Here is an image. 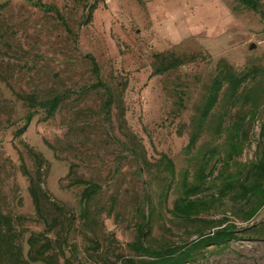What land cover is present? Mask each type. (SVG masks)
Here are the masks:
<instances>
[{
    "label": "rangeland",
    "instance_id": "374dc122",
    "mask_svg": "<svg viewBox=\"0 0 264 264\" xmlns=\"http://www.w3.org/2000/svg\"><path fill=\"white\" fill-rule=\"evenodd\" d=\"M42 1L60 8L77 42L56 15L27 0H0L7 4L1 21L10 36L8 45L0 44V211L15 219L25 250L29 237L43 232L45 224L29 193L24 170L33 172L35 166L22 141L49 162L44 187L51 202L63 208L62 224L48 234L56 241L53 255L59 256L58 264L65 263L62 250L75 261L97 264L99 252L91 248L96 242L103 253L133 255L129 244L143 215L150 217L149 239L155 246L185 244L197 239L199 230L213 233L227 222L236 224L238 237L229 245L207 247L188 264H264V236L254 233L264 228V202L237 198L239 186L224 196L220 192L232 178L246 182L247 172L261 159V14L236 0H100L93 21L83 25L85 10L79 0ZM261 3L264 10V0ZM160 52L186 62L154 75ZM88 54L96 57L116 95L110 111L104 105V89L82 92L96 81ZM221 60L239 73L255 69L256 75L237 100L222 95L196 147L190 149ZM33 92L40 99L65 92L66 99L52 119L43 121L38 114L17 138L29 110L17 94ZM225 113L224 129L218 132ZM238 114L246 115L239 132L243 148L229 161L228 128ZM212 148L220 154L211 163L210 189L198 196L206 206L197 221L188 222L171 210L183 193L184 174L189 171L193 179L203 154ZM162 154L175 163L174 179L161 163ZM76 177L102 186L88 211L83 187L73 183ZM258 203L260 210L248 217ZM58 214L50 206L46 217Z\"/></svg>",
    "mask_w": 264,
    "mask_h": 264
},
{
    "label": "trees",
    "instance_id": "16d2710c",
    "mask_svg": "<svg viewBox=\"0 0 264 264\" xmlns=\"http://www.w3.org/2000/svg\"><path fill=\"white\" fill-rule=\"evenodd\" d=\"M27 1L44 12L56 15L57 19L65 26L67 32L73 36L74 40L77 42L78 35L70 27L57 5L46 3L42 0ZM79 1L83 4L85 10L82 24L88 25L93 21L94 14L100 4V0ZM236 1L241 6L260 13L264 19V10L261 3L262 0ZM6 8V2L0 3V44L2 46L8 45V41L10 39L9 30H6L5 24L1 21ZM87 58L90 61L91 72L96 78V81L83 87L82 92L92 89H104V105L107 110L110 111L112 104L116 99V95L108 83L103 79L102 70L96 57L93 54H88ZM155 58L159 62V65L155 69L154 75L164 74L177 69L186 62L183 58L177 57L174 54L168 55L164 52L157 53ZM255 75V69L246 73H239L236 71L235 67L229 64L226 60H221L219 62L218 73L209 87L207 97L200 111L196 131L191 137L188 148L192 149L196 147V144L202 136L204 123L213 114L215 108L221 101L222 95H225L230 101L237 100L240 95V91L245 87L248 81L251 80V78L255 77ZM17 95L27 104L29 109L22 118V126H20L16 131L15 136L17 138H21L27 132L32 121L38 114L43 115V121L52 119L66 99L65 92H58L46 99H40L34 92L18 93ZM225 115L226 113L220 115L218 132H222L224 129ZM245 118V114L243 116L238 114L237 120L229 126L231 128H228L230 134L232 132L230 136L231 149L226 153V158H228L229 161L236 158V156L240 155L242 152V140L239 138V132L242 124L245 122ZM262 138L261 159L257 163L253 164L252 168L247 172L246 182L240 183L232 178L231 181L227 182L220 191L223 196L230 191L236 190L239 186L240 191L236 196L237 198H246L250 200L256 197L259 202H264V125ZM22 143L26 146L29 155L34 161V171L29 172L26 169L24 171L29 177V193L35 208V213L44 222L45 230L29 237L27 240L29 248L28 251H26L21 243L22 236L20 232L17 231L15 219L12 216L0 211V264H36L38 262L58 264L57 261L59 260V256L53 255L56 241L54 242L50 239L48 234L62 224L63 208L51 202L50 195L44 187V179L49 162L40 152L30 147L24 141H22ZM219 154L220 151L217 148L208 149L207 152L203 154L202 162L197 171L193 174V179H191L189 171L184 174L182 181L183 193L174 202L173 209L171 210L174 215H177L188 222L197 221V216L206 206V202L198 198V196L210 189L211 178L214 175V168H210L211 163ZM136 158L139 159V157ZM161 158V163L165 165L168 176L174 179L176 174L174 161L167 154H162ZM145 161H147V159H145ZM226 164L227 167L228 163ZM139 169L141 170L142 166H139ZM69 175H74L73 169ZM73 183L83 187L82 201L87 207V209L85 208V211H88V207L91 205L93 199L102 190V186L95 182L77 177L74 178ZM261 204H256L249 212L248 217H254L260 210ZM50 206L59 212V214L51 220L46 217V213ZM143 218L144 221L138 225L137 235L134 241L129 244V247L134 254L128 256L121 253H111L110 251L103 253L101 252L100 243L96 242V244L91 248L94 251L99 252L97 264H188L194 261L197 254L205 248L213 245L221 247L227 246L231 240L238 237V234L236 233L238 231L236 229V224L233 222H227L224 227H221L213 233H206L199 230V237L191 242L181 245L166 243L161 246H155L149 239L151 232L149 227L150 217L143 215ZM224 221L227 220H223L220 223L223 225ZM251 229L253 230L254 228ZM254 233L258 235L262 234L264 236V228L261 230L257 229ZM62 255L65 259L64 264H83L77 259L75 261L74 257L72 259V256H67L63 250Z\"/></svg>",
    "mask_w": 264,
    "mask_h": 264
}]
</instances>
